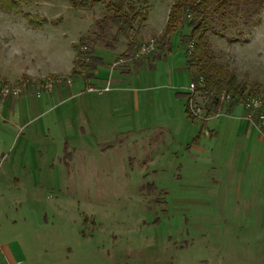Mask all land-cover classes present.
<instances>
[{
  "label": "rangeland",
  "instance_id": "1",
  "mask_svg": "<svg viewBox=\"0 0 264 264\" xmlns=\"http://www.w3.org/2000/svg\"><path fill=\"white\" fill-rule=\"evenodd\" d=\"M120 1L130 24L113 42L116 28L108 22L99 32L96 21ZM86 2L0 9V74L8 76L0 85L21 86L26 74L40 79L22 104L0 109V264H264V204L247 205L229 178L242 139L222 130L211 140L205 127L214 120L185 113L187 24L151 67H132L129 45L154 40L174 0ZM247 7L224 23L207 19L220 34L207 36L217 61L264 100V7ZM144 13L145 21L133 17ZM80 38L102 62L85 88V69L76 64L71 74ZM50 79L48 92L42 85ZM104 79L110 92L85 90ZM196 101L207 120L225 115L227 104L208 115L207 97L198 92Z\"/></svg>",
  "mask_w": 264,
  "mask_h": 264
},
{
  "label": "trees",
  "instance_id": "2",
  "mask_svg": "<svg viewBox=\"0 0 264 264\" xmlns=\"http://www.w3.org/2000/svg\"><path fill=\"white\" fill-rule=\"evenodd\" d=\"M28 1L30 0H0V9L7 11L16 10L20 5ZM68 1L76 7L88 3L86 0ZM93 1L97 2L99 0ZM241 4L250 5V7L246 8L247 12L257 13L260 8L264 7V0H174L169 7L166 23L162 32L153 40V49L147 54L134 58L132 67H139L145 62L151 67V61L154 62L160 59L164 56V53L170 49V35L176 31L177 27H183L187 24L189 32L181 36L180 42L185 48L184 57L186 66L188 70L192 72L191 80L195 81L198 77L203 78L204 82L197 87V91L203 93L207 97L206 109L208 114L214 113L217 110L221 113V107L226 104L227 108H225V112L230 113L235 106L241 104L245 99L257 97V88L254 92L247 90L245 84L240 85L238 83L237 76L234 73L230 72L223 64L217 61L207 33L213 31L217 35L220 34L209 26L207 19H212L214 15L221 23H224L227 17L232 13V10L239 8ZM106 8L107 10L113 9L112 5L109 3ZM114 11L115 13L111 17H104L97 20L96 26L98 31L102 32L103 27L110 22L116 28V33L112 38L113 42H117L118 37L124 35L128 29L130 18L125 13H122L121 1L114 7ZM134 16H140L143 21L147 20L146 13L140 15L134 14L133 17ZM87 43V38H80L77 43L76 58L73 61L71 73L73 75L77 73L74 67L78 64L79 68H84L86 71L82 76L85 82L95 79V70L102 64L100 59L93 56L92 50H82L83 47L87 49ZM189 44L192 45L190 51H188ZM105 47L112 48L113 46L112 44H105ZM128 50L130 57L133 58L138 48L135 50L133 45H129ZM26 79L27 78L24 77L21 80L26 81ZM34 86L35 84H29L28 89ZM222 93L230 95L229 101L219 103V97ZM183 96L186 100V115L190 119H196L188 110V95L184 94ZM260 110L264 114V100H262V107ZM253 118L257 121V115H254Z\"/></svg>",
  "mask_w": 264,
  "mask_h": 264
},
{
  "label": "crops",
  "instance_id": "3",
  "mask_svg": "<svg viewBox=\"0 0 264 264\" xmlns=\"http://www.w3.org/2000/svg\"><path fill=\"white\" fill-rule=\"evenodd\" d=\"M26 75H27V79L24 83L25 89H24V92H22L20 96H18L19 97L18 99H16L15 97H10V99L8 98L6 101H3V102H1L0 100V109L2 110V112L5 111V108L7 106L12 108V107H16V105L19 106L20 104H22V98H24L26 93H28V85L35 84L37 80H40L38 76L30 75V74H26ZM122 75H126V74H122ZM0 76L3 77V79L6 82H8V76L4 74H0ZM20 76H17L14 81L18 80ZM107 79H104L105 81L103 80L104 82L103 85H105V83L107 82ZM94 81L96 82V80H92L89 82L84 81L82 85L85 88L88 85H92ZM102 86H99V87H102ZM111 90H113V87H111ZM24 107H25L24 109H26L28 108V105ZM236 107L241 108V112H242L241 116H242L245 110L241 105H237L232 109L230 113L225 112V115H220V117L216 119L213 118V119L203 120L202 122L203 124H205L211 120H214L213 123L211 124L209 123L205 127L207 129L206 132L209 133V138H211V140L217 138L220 131L222 130L223 132L225 130H229L231 132V135H230L231 137L235 136L236 137L235 139L244 140V141L239 140L240 143L238 144V151L237 150L232 151L230 155V162H231V170L229 174L230 182L232 183V186L234 188H238L240 190V187H242L243 202H245L247 205L249 204L250 201L254 203L256 202L257 204L259 203L264 204V137L261 136L248 123L243 121V119L242 120L239 119V117L241 116L235 115L233 113V111L237 109ZM220 119L222 120V122H228V123H217L218 120ZM229 120L230 121L233 120V122L243 121L244 123H230ZM4 122L5 123H1V124L5 127H8V126H11V127L14 126L15 128L19 127V125L16 123H7V121H4ZM85 124H86V128H88L87 123ZM5 127H3V129ZM1 140L2 139H0V145L2 143ZM66 143L68 144L67 141ZM241 143H243V145ZM71 149H73V147H71V145L68 144V146L63 147L62 152H64V154H68V151H70ZM1 154L2 152H0V155ZM241 156H242V159H241V163L239 164L238 162L240 161ZM253 191H255L256 194H253L252 193Z\"/></svg>",
  "mask_w": 264,
  "mask_h": 264
},
{
  "label": "built area",
  "instance_id": "4",
  "mask_svg": "<svg viewBox=\"0 0 264 264\" xmlns=\"http://www.w3.org/2000/svg\"><path fill=\"white\" fill-rule=\"evenodd\" d=\"M153 49V40L142 43L138 47L136 57H139L141 55L147 54ZM192 49V45H188V51ZM121 60V59H120ZM123 61V60H121ZM55 82V80H45L43 83V88L50 92L52 83ZM203 78L198 77L195 81H191L187 87V107L189 112L195 117L196 119L200 120H207L205 118L204 109H202V106L197 103L196 97L198 94L197 87L203 84ZM25 84H22L21 86H3L0 85V100L1 102L6 101L10 97H18L20 94L24 91ZM111 90V85L107 81L105 85L102 87H87L86 91L88 92H95L97 94H102L104 92H108ZM39 96V94H37ZM230 95L227 93H222L219 97V103L229 101ZM242 107L245 109L246 114L244 117V121L248 123L251 127H253L261 136L264 137V114L261 112L262 107V100L257 97H250L242 101L241 103ZM217 114L220 113L219 110L216 112ZM215 114V116L217 115ZM257 115V121L254 120L253 116Z\"/></svg>",
  "mask_w": 264,
  "mask_h": 264
}]
</instances>
